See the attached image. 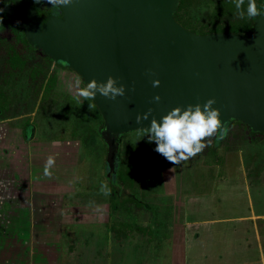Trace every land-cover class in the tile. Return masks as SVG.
Returning a JSON list of instances; mask_svg holds the SVG:
<instances>
[{
    "label": "water",
    "instance_id": "95a60500",
    "mask_svg": "<svg viewBox=\"0 0 264 264\" xmlns=\"http://www.w3.org/2000/svg\"><path fill=\"white\" fill-rule=\"evenodd\" d=\"M179 3L72 0L61 6L62 17H50L44 24L30 6L7 8L29 43L72 69L84 85L111 76L117 86H124L125 94L115 100L99 93L93 100L102 117L107 177L114 178L118 171L121 137L148 131L153 118L159 122L176 107L203 106L214 99L220 134L232 121L264 132V15L254 19L252 36L200 34L175 18ZM154 80L160 82L158 87H153ZM146 112L148 119L137 123L136 116Z\"/></svg>",
    "mask_w": 264,
    "mask_h": 264
},
{
    "label": "rangeland",
    "instance_id": "374dc122",
    "mask_svg": "<svg viewBox=\"0 0 264 264\" xmlns=\"http://www.w3.org/2000/svg\"><path fill=\"white\" fill-rule=\"evenodd\" d=\"M232 4L233 0H185L181 12L185 10L184 17L192 20L197 30L204 24L207 29L215 24H227V14L240 18L237 9L231 12L229 7ZM246 6L247 0L243 6L245 13ZM216 13L218 17L213 18ZM28 72L30 69L27 68L21 73L20 88L16 98L10 101L12 105L17 102L16 109H0L3 111L0 122L11 119L7 123L12 127L22 123L31 134L35 125H40V132L33 141L84 135L86 139H81L84 146L73 159L77 182L85 189H66V194L71 197L72 193H79V196L80 192H92L85 196L86 201L103 203L110 199L111 203L108 207L109 223L98 228L97 224L79 228L69 224L62 226L65 235L63 231L60 233L61 264H174L172 255L177 247L174 242L179 243L185 235L184 198L215 194L217 198H223L224 207H240L235 202L242 199L245 174L256 213L264 214V132L254 133L241 122L232 121L224 127L222 137L216 139L218 131L205 141L208 146L200 154L178 165L171 164L155 151L156 144L150 141L148 131L126 133L120 139L119 156L121 166L131 167L132 172L128 179H117V183L110 187L106 147L97 134L99 125L94 127L100 124L94 107L83 100V106L79 104L76 110H64L60 98L55 95L39 98V101L38 95L34 97L25 89L28 87ZM59 88L58 91L63 93L64 86ZM13 89L16 90L15 86ZM24 89L26 93L19 95ZM61 112L67 120L62 121ZM102 184L110 187V198L101 191ZM97 186L98 189H93ZM242 214L240 209L222 208L217 218ZM254 227L263 245L264 219L257 220ZM108 236L110 240L106 238ZM254 248L248 253L249 257L258 254ZM182 260L180 253L175 264H182Z\"/></svg>",
    "mask_w": 264,
    "mask_h": 264
},
{
    "label": "crops",
    "instance_id": "0c3cea01",
    "mask_svg": "<svg viewBox=\"0 0 264 264\" xmlns=\"http://www.w3.org/2000/svg\"><path fill=\"white\" fill-rule=\"evenodd\" d=\"M61 76L62 79L55 77L58 81L52 87V95L60 98L64 110H76L83 102L74 95L75 82L80 79L71 72L62 73ZM60 85L64 86L63 93L58 91ZM41 96L37 97L39 101ZM61 118L62 121L67 120L62 112ZM2 125L0 264H61L62 226L69 224L79 228L99 225L98 228L101 224L109 223L110 219V199L103 203L96 200L89 202L85 196L92 192H80L79 196V193H72L71 197L66 194V189H85L84 185L77 182L73 158L80 154L84 146L81 141L86 138L82 135L72 139L56 137L52 140L33 141L40 132V125H35L32 134L25 130L22 123L20 126L19 122L13 127H8L7 122L5 126ZM98 125L97 134L101 125L94 126ZM49 155L55 156V166L51 170L52 175L47 177L43 175V167ZM244 179L246 184L243 185L242 199L235 202L240 207H224L223 198H217L215 194H197L184 198L185 207L182 210L186 221L183 225L185 235L179 243L174 242L177 246L172 255L174 264L180 253L184 260L182 264H264V244L254 227L257 220L264 219V214L256 213L246 174ZM110 184V187L113 186ZM93 189H98V186ZM222 208L240 209L243 214L217 218ZM251 227L254 228L249 232ZM106 238L110 240V236ZM254 247L258 254L249 257L248 253Z\"/></svg>",
    "mask_w": 264,
    "mask_h": 264
},
{
    "label": "clouds",
    "instance_id": "9594fccd",
    "mask_svg": "<svg viewBox=\"0 0 264 264\" xmlns=\"http://www.w3.org/2000/svg\"><path fill=\"white\" fill-rule=\"evenodd\" d=\"M41 3L42 0H35ZM235 8L240 18L245 14L249 19L264 15L258 9L256 0H247L246 13L243 8L245 0H233ZM46 3L59 7L68 6L72 0H46ZM153 87L159 86V81L154 80ZM97 93L102 97L115 100L117 96L125 94L124 86H117V81L109 76L106 82L98 83L95 79L80 87L77 80L74 85V95L82 100H94ZM160 97L155 96L154 100L159 101ZM214 99H208L203 106L200 104H189L183 110L180 107L173 108L157 122L155 118L151 120L148 128L150 141L156 144L155 151L162 155L168 162L178 165L200 154L208 145L205 143L221 129L220 111L212 106ZM151 110H149L150 112ZM149 112L136 116V122L148 119ZM55 166V156L49 155L43 167V175L50 177L52 168ZM101 191L105 195L110 193L106 184L101 185Z\"/></svg>",
    "mask_w": 264,
    "mask_h": 264
},
{
    "label": "flooded vegetation",
    "instance_id": "af4514ba",
    "mask_svg": "<svg viewBox=\"0 0 264 264\" xmlns=\"http://www.w3.org/2000/svg\"><path fill=\"white\" fill-rule=\"evenodd\" d=\"M257 1L258 0H256V2ZM21 4L34 8L40 16V22L42 24L50 17H62L61 8L47 4L46 0H42L41 3H36L35 0H0V109H16L14 105H16L17 102L12 105L10 101L16 98L15 95L18 93V88H20L19 85L21 84L19 82L21 73H24V70L27 68L30 69V72H28L26 76L28 87L25 89H28L27 93L34 97H37V95L38 97L42 95L45 98H48L49 95L52 96V88H47L48 83H46L52 76L56 77V79H62V73L71 72L77 75L69 67L55 63L49 56L43 54L29 43L21 24L7 11V8H16ZM263 6L264 0L261 11L263 10ZM20 57L22 61L18 59ZM4 68L8 70H4ZM36 69H39L41 75L34 77V72L37 71ZM59 73H61L60 76H58ZM77 77L80 79L78 75ZM43 80V87L45 89H40V83H42ZM57 81L55 83H57ZM63 82L65 81L63 80ZM14 86L17 91L13 89ZM84 86V83L80 79V87ZM25 89L19 95H24L26 93ZM1 112L3 111L0 110V113ZM6 120L8 119H3L0 124L5 126ZM10 120L11 119H9V121ZM8 127H10V125H8ZM4 137L5 135L3 138ZM117 176L118 171L114 178L110 176L108 180L114 185L117 183Z\"/></svg>",
    "mask_w": 264,
    "mask_h": 264
},
{
    "label": "trees",
    "instance_id": "16d2710c",
    "mask_svg": "<svg viewBox=\"0 0 264 264\" xmlns=\"http://www.w3.org/2000/svg\"><path fill=\"white\" fill-rule=\"evenodd\" d=\"M262 3H263V0H258L256 2L257 7L260 10L262 9ZM184 6H185V0H180L179 6H178L177 11L175 13V18L183 26L187 27L188 29H190V30H192L194 32H197V33H200V34H207V33H212V32H234V33H238V34H242V35H246V36H252V33H253V23H254V19L256 17L249 19L247 17V15L245 14V17L242 19V18H238V17L233 18V15L227 14L228 15V17H227V22L228 23L227 24H224V25H217V24H215L214 26H211V27H209L207 29L205 28L207 26V24H204L202 26V28L200 27L197 30L196 29V26H195V23L192 20L184 17L185 10H183V12H181ZM229 8H231L230 10H232L231 12H233L236 9L235 8V4H232ZM246 9H247V6H246ZM217 17H218V14L217 13L213 15V18H217ZM18 59L20 61H22V58L21 57L18 58ZM36 70L37 71L34 72V77L41 75V73L39 72V69H36ZM55 81H56L55 77L52 76L51 78H49L47 80V83H48V87L47 88H50L51 86H53L55 84ZM43 85H44V80L42 81V83H40V89L43 88ZM87 101L96 110V114H97V116L99 118L100 125H102V117H101V114H100L99 110L97 109L94 101L93 100H87ZM238 122H240V121H238ZM241 124H243V123L241 122ZM243 125H245V124H243ZM250 131H251V129H250ZM254 133H256V132H254ZM98 135L100 137V129L98 130ZM221 135L222 134L219 133L216 139H218V137L221 136ZM80 137H82V136H80ZM105 147H106V145H105ZM119 153H120V151H119ZM121 162L122 161H120V165H119V168H118V176H117V179L122 180V181H125L126 178L127 179L129 178V175L131 174L132 169L129 166H126V167H125V165H122L121 166Z\"/></svg>",
    "mask_w": 264,
    "mask_h": 264
}]
</instances>
